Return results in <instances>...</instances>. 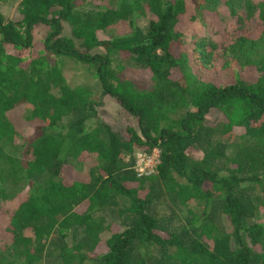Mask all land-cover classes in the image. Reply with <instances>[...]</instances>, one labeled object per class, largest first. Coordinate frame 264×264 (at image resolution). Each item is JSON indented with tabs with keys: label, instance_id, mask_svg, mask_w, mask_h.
<instances>
[{
	"label": "trees",
	"instance_id": "trees-1",
	"mask_svg": "<svg viewBox=\"0 0 264 264\" xmlns=\"http://www.w3.org/2000/svg\"><path fill=\"white\" fill-rule=\"evenodd\" d=\"M1 1L0 264H264V0H20L14 19ZM68 57L95 67L121 131L89 128L97 101L66 83Z\"/></svg>",
	"mask_w": 264,
	"mask_h": 264
},
{
	"label": "rangeland",
	"instance_id": "rangeland-1",
	"mask_svg": "<svg viewBox=\"0 0 264 264\" xmlns=\"http://www.w3.org/2000/svg\"><path fill=\"white\" fill-rule=\"evenodd\" d=\"M4 1V0H3ZM20 0H5L4 2L1 1V11L4 14L6 18L14 19L17 17L16 13V6L19 3ZM81 7L85 8H93L97 6H108L112 4L111 0H85L81 1L79 3ZM148 18L144 17L139 20V24L144 27L147 23ZM68 26H66L67 29ZM117 31L119 30H108L106 33L99 31L100 35L102 37H112L117 34ZM34 41L38 42L40 39L45 37V34L47 32V27L44 25H35L32 29ZM95 67L93 65L87 66L80 64L73 58H64L63 60V67H62V74L64 76V79L66 83L71 88H76L78 86L86 87L88 91L90 92V99H94L97 101L96 108L98 115L96 118H93L88 121L89 128H93L99 121L104 122L108 124L112 129L114 130H122L123 127V116L120 114V105L118 101L114 98H112L109 95H101L100 88L97 82L96 77L94 76ZM125 74L129 77L136 78L139 81H143V76H140L139 78L137 74L134 72H125ZM30 107L27 105L23 107H19L11 112H9V117L11 120L18 122L20 130L22 133L20 134V137L17 139L18 144L21 143V141L30 133L31 131V123L28 120ZM218 115L215 114L210 117V120L214 119ZM65 120V118H64ZM133 123H135V120L133 119ZM158 151L157 149H153ZM152 150V151H153ZM151 151V152H152ZM137 153H142L141 151H136L135 156ZM159 153V151H158ZM66 172L68 176H71V174H76V177H85L86 175V167L82 163L74 162L72 165H69L66 169ZM14 199H22L26 196L24 192H21L19 194H15ZM11 200L8 199V202H3V207L8 209L11 206ZM253 222H263L264 223V212H259L258 215L252 219ZM227 230L230 232L231 227L226 225ZM100 236L102 238H106L109 236L108 230H103L100 232ZM248 242L250 243V239L247 237ZM48 262V264H62L60 261L56 260L53 257H47L45 263ZM84 264H94L91 261L84 262Z\"/></svg>",
	"mask_w": 264,
	"mask_h": 264
},
{
	"label": "built area",
	"instance_id": "built-area-1",
	"mask_svg": "<svg viewBox=\"0 0 264 264\" xmlns=\"http://www.w3.org/2000/svg\"><path fill=\"white\" fill-rule=\"evenodd\" d=\"M158 151L137 153L135 156V170L138 177L149 175L156 172L158 161Z\"/></svg>",
	"mask_w": 264,
	"mask_h": 264
}]
</instances>
